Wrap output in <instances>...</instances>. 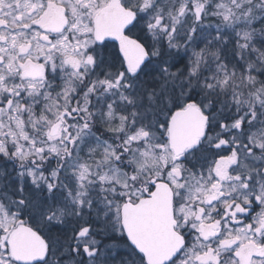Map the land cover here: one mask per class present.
<instances>
[{
	"label": "snow or ice",
	"instance_id": "obj_1",
	"mask_svg": "<svg viewBox=\"0 0 264 264\" xmlns=\"http://www.w3.org/2000/svg\"><path fill=\"white\" fill-rule=\"evenodd\" d=\"M0 264H264V0H0Z\"/></svg>",
	"mask_w": 264,
	"mask_h": 264
}]
</instances>
